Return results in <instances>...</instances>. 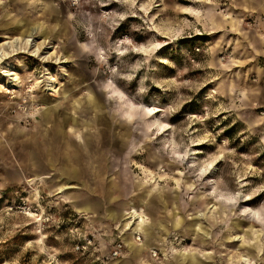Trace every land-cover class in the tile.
Here are the masks:
<instances>
[{"label":"rangeland","instance_id":"obj_1","mask_svg":"<svg viewBox=\"0 0 264 264\" xmlns=\"http://www.w3.org/2000/svg\"><path fill=\"white\" fill-rule=\"evenodd\" d=\"M16 37L0 264H264V0H0Z\"/></svg>","mask_w":264,"mask_h":264},{"label":"bare ground","instance_id":"obj_2","mask_svg":"<svg viewBox=\"0 0 264 264\" xmlns=\"http://www.w3.org/2000/svg\"><path fill=\"white\" fill-rule=\"evenodd\" d=\"M19 39H20L19 37H16V38L12 39L11 41H6V42H3L0 44L1 45V47H0V63L2 62V60H4L5 58H7L9 56V53L12 50H16L18 52H19V50H20V52H27V53L30 52V54L35 55V56L39 55L38 54L39 52L42 53L41 48L43 45H41V44L37 45V43L34 42V38L27 37L25 40H23L22 43H24V46L19 45ZM9 48H11V49H9ZM6 49H9V50H6ZM48 56H50V55H48ZM48 56L46 55V56H44V58H46ZM3 72H4V75L9 76L10 79H12V80H14L16 78V77L10 76V75L16 74V72L8 71V70L7 71L3 70ZM147 110L150 111V109H147ZM128 216H129L128 225L130 223L140 222V221L144 223L143 215H141V213L139 211H137L136 209H131L130 212L128 213Z\"/></svg>","mask_w":264,"mask_h":264},{"label":"crops","instance_id":"obj_3","mask_svg":"<svg viewBox=\"0 0 264 264\" xmlns=\"http://www.w3.org/2000/svg\"><path fill=\"white\" fill-rule=\"evenodd\" d=\"M62 130V132L64 133L65 131L63 130V128L61 129ZM56 131V130H55ZM55 136V135H54ZM60 139V138H59ZM59 141H63V138H62V140H59ZM58 155V156H57ZM53 157H55V158H51V159H49L50 161H54L55 163H54V166H58V161L61 159V158H63L62 156H59V154H55ZM58 158V159H57ZM58 160V161H57ZM60 162H61V160H60ZM56 163H57V165H56ZM64 186H66V185H64ZM64 188V187H63ZM80 207L82 208V207H87V208H89L90 207V204L89 203H82L81 205H80ZM145 230H146V223H144V225H143V228H142V230H141V232H143V233H145ZM132 231H133V229H132ZM131 231V232H132ZM136 232L137 231H139V230H135ZM135 231H134V233H135ZM130 232V233H131ZM130 243H131V246H130V249H131V252L133 253V256H137V255H140L142 252H143V250H146V249H148L150 246H149V244H147L146 242H143L142 244H137L133 239H131V241H130ZM146 246V247H145ZM120 262V263H119ZM115 263H117V264H130L131 263V260H130V257L128 258H125L124 260H120V261H116Z\"/></svg>","mask_w":264,"mask_h":264},{"label":"built area","instance_id":"obj_4","mask_svg":"<svg viewBox=\"0 0 264 264\" xmlns=\"http://www.w3.org/2000/svg\"><path fill=\"white\" fill-rule=\"evenodd\" d=\"M137 239H141V234L139 232H137ZM122 247L121 244H118V248ZM118 248L114 250V255L116 256L119 252H118Z\"/></svg>","mask_w":264,"mask_h":264}]
</instances>
